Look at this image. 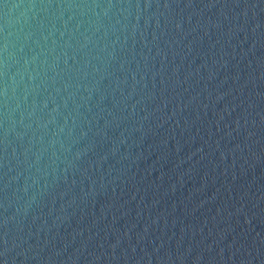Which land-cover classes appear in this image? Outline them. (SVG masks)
Here are the masks:
<instances>
[{
  "label": "water",
  "instance_id": "1",
  "mask_svg": "<svg viewBox=\"0 0 264 264\" xmlns=\"http://www.w3.org/2000/svg\"><path fill=\"white\" fill-rule=\"evenodd\" d=\"M71 2L113 7L56 35L54 123L0 107V264H264V0Z\"/></svg>",
  "mask_w": 264,
  "mask_h": 264
},
{
  "label": "clouds",
  "instance_id": "2",
  "mask_svg": "<svg viewBox=\"0 0 264 264\" xmlns=\"http://www.w3.org/2000/svg\"><path fill=\"white\" fill-rule=\"evenodd\" d=\"M3 6L5 17L3 25H0V107L3 108L2 115L6 122L4 135L7 137L10 131L15 132L17 124L26 131L32 129L33 123L37 129L46 130L49 123L55 122L53 114L57 112V108L53 106L45 113L47 99L37 104L35 98L29 102L28 97L45 86V80L53 79L46 73L49 70L55 72L56 61L59 59L58 55H53L56 35L63 37L66 32L71 35L68 23L77 17H95V23L100 26L101 18L109 16L113 5L109 3L101 7L95 3H74L71 0L66 3L28 0L27 3ZM15 9L19 11L14 16L12 11ZM111 14L115 15L114 12ZM50 39L51 46L48 45ZM26 46L30 51L33 46L37 50L32 51L31 56L22 55ZM49 56H52L51 61ZM16 113H19V119L14 118ZM24 134L25 132H15L18 138Z\"/></svg>",
  "mask_w": 264,
  "mask_h": 264
}]
</instances>
